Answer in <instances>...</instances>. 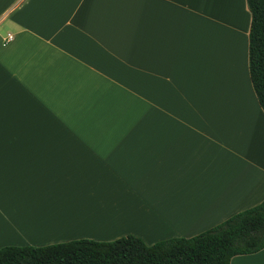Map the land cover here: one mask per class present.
<instances>
[{
  "label": "crops",
  "instance_id": "crops-1",
  "mask_svg": "<svg viewBox=\"0 0 264 264\" xmlns=\"http://www.w3.org/2000/svg\"><path fill=\"white\" fill-rule=\"evenodd\" d=\"M250 24L246 0H0V248L152 245L263 202Z\"/></svg>",
  "mask_w": 264,
  "mask_h": 264
},
{
  "label": "trees",
  "instance_id": "trees-1",
  "mask_svg": "<svg viewBox=\"0 0 264 264\" xmlns=\"http://www.w3.org/2000/svg\"><path fill=\"white\" fill-rule=\"evenodd\" d=\"M251 14L249 76L264 112V0H246ZM264 249V201L191 238L147 245L127 235L113 241L78 239L47 246L0 248V264H230Z\"/></svg>",
  "mask_w": 264,
  "mask_h": 264
},
{
  "label": "built area",
  "instance_id": "built-area-1",
  "mask_svg": "<svg viewBox=\"0 0 264 264\" xmlns=\"http://www.w3.org/2000/svg\"><path fill=\"white\" fill-rule=\"evenodd\" d=\"M12 37L8 36L7 41H11Z\"/></svg>",
  "mask_w": 264,
  "mask_h": 264
}]
</instances>
